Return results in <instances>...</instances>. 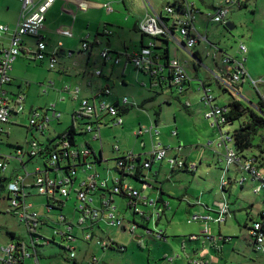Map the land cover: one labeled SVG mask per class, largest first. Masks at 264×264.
Listing matches in <instances>:
<instances>
[{
  "label": "rangeland",
  "instance_id": "1",
  "mask_svg": "<svg viewBox=\"0 0 264 264\" xmlns=\"http://www.w3.org/2000/svg\"><path fill=\"white\" fill-rule=\"evenodd\" d=\"M80 2L83 8L96 9L94 11L95 16L93 17L94 22L92 26L86 27L83 33L79 36L75 34V45H73L74 56L71 59L78 61L81 57H85L87 53L77 52L82 45V40L88 37V40L92 42L98 37L99 41L95 44L93 50V56L91 59L88 77L90 80L97 81V76L94 72L101 67L102 56L101 53L105 48L112 47L117 52L125 42L128 46V53L132 54L138 50L140 32L136 31L132 26L136 20L137 15L145 13L144 0H126V6L122 3L123 0H112L111 2V13L106 14L101 12L102 7L93 5L94 3ZM154 7L159 10L163 9V17L167 18L168 14L165 7L168 3H173L175 0H149ZM194 2L197 6L204 8L203 3L200 0H188ZM209 0H205L207 3ZM247 3V7L237 8L234 6L229 7V13L225 18V23L231 22L234 26L233 29L229 30L224 24H218L211 21L208 14H214V11L208 9L207 13L201 11V15L198 14L196 21L198 32L202 35H208V42L214 44L218 50L228 52L230 55L237 56L239 60L246 58L245 68L248 74L256 81L255 85H252L250 81L245 80L237 85L239 95L236 91L232 93L222 91L214 83L212 86V94L217 97L219 104L228 106V102L232 99L241 101L245 106L252 108L253 110L261 113L256 108L260 101H264V0H244ZM87 3L91 4L87 6ZM193 3V4H194ZM10 4V0H0V14L2 8L5 5ZM103 4V3H101ZM108 15V16H106ZM126 15L132 17L131 21L126 23ZM122 22L124 23L122 25ZM208 24V27L204 25ZM113 33L112 36L105 35L107 32ZM104 33V35H103ZM100 34V35H98ZM72 36V34H70ZM108 37L110 42L108 43ZM77 40V41H76ZM149 38L145 37L147 42ZM108 43V44H107ZM244 44L247 48V53L242 55L239 51L240 44ZM172 50L174 46L171 44ZM206 47L202 53V62L204 65L212 64V55L214 48L208 43H201L197 48ZM173 56V55H172ZM184 56L189 57L186 53ZM24 66H29L28 75L25 78L16 77L13 81L16 85L20 84V92L27 96L25 102V112L19 117H15L5 126L6 133L9 137H4V145L0 146L2 152L7 156L13 154L16 157L15 149L6 146L19 145L28 150L27 140L37 139L42 143L47 142L51 136H55L57 132L67 130L72 124L73 112L78 108V104L72 102L73 96H65L63 102L59 101V94L56 92L59 87L65 84H59L55 81V77L59 76V64L55 70L49 69L47 60L35 61L24 56ZM59 56V63H60ZM117 57V56H115ZM21 57L17 58L14 65L18 63ZM122 58V64L120 66L110 67L113 69V74L107 83L112 91V95L106 100L114 101L119 97L128 98L130 107L129 113L123 115L124 126H113L112 121L105 123L107 119H101L99 122L102 124L101 139L103 143V149L105 155H107L106 165H116L117 154L116 147L121 148V152L126 149L134 150L143 154L150 145L149 137H137L134 136V131H137L140 126L151 127L154 123L155 113L161 114V121L159 126L162 132L166 128L170 127V131L178 132V141H183L182 155H188L189 159L196 161L200 164L199 169L195 174L189 172H180L181 176L174 177L172 184H177L176 187L180 189L188 187L191 192L199 197L202 193L205 194V199L209 200V203L213 201H219L221 199H227L230 203V216L227 218L226 224L221 228L222 234L226 239V242L219 240V250L209 247H203L202 242L192 243L189 240V235L194 229L195 225H189L187 219L190 216L187 213L186 204H178V201L172 200L173 211H169L166 217H163L160 225H157V219L153 217L150 220L143 218L140 214H134L132 210L118 203L120 208V214L123 215V226H111L103 224L101 231L98 235L102 239L107 241H114L118 246H112L108 249H103L97 246L93 241H86L84 232L78 227H75L73 234L78 240L70 243V247L65 245L66 248L59 247L54 244L40 243L38 245L39 257L42 264H195L196 262H208L207 264H264V254L256 253L253 250L252 242L249 237V229L253 222L259 220L260 213L264 211V191L256 194L254 186L255 184L248 182L244 184L242 188L240 185L241 178L245 173L236 165L231 166L228 173H226L227 163L220 161L221 154L224 155L226 148L220 146V133L216 126H213V121L205 118L206 107L202 102L199 104L201 93L203 92L198 88V81H193L192 91L187 97H181L179 91L174 88L171 90L164 89L161 93L157 91H150L143 88L140 83L136 82V73H138L133 66L128 65L125 71L126 83L121 85L123 78V67L125 58ZM95 59V60H94ZM86 62V61H85ZM206 63V64H205ZM80 64V63H79ZM13 65V67H14ZM81 65V64H80ZM107 67V66H106ZM106 67L105 70H106ZM213 67V66H212ZM16 68V67H15ZM14 68V69H15ZM109 69L106 72L109 74ZM210 69V68H209ZM16 70V69H15ZM212 70V69H210ZM22 68H20V72ZM45 73V74H44ZM74 71L72 70L70 75L64 76L68 80L74 79ZM203 74V73H202ZM91 75V76H90ZM203 76V75H202ZM104 80V79H103ZM28 83V85H27ZM54 83V87L51 85ZM67 84L69 82L67 81ZM63 88V87H62ZM75 89V88H73ZM201 93H200V92ZM61 99V97H60ZM191 102L192 109L197 112L193 115L191 109H187L185 105ZM139 103L140 108H137L133 103ZM196 103V104H195ZM57 104L55 110L61 114L59 120L52 119L44 130V134L40 131L32 128L30 131V116L31 112L35 109L39 110V113L44 114L46 109H49L50 116L53 115V107L51 105ZM196 105L198 107L196 108ZM79 109L76 110L78 112ZM161 111H163L161 113ZM188 111V112H187ZM176 116V121L174 117ZM108 118V116H106ZM246 117H242L237 120L233 125L225 126L223 132H234L240 127V124L245 121ZM87 119H77L76 125L77 130L85 127ZM177 122V125H175ZM107 124V125H106ZM84 131V130H83ZM167 133V132H165ZM169 135V133H167ZM7 135V134H6ZM164 134L161 137L163 138ZM95 133H80L76 137V148L81 149L86 147V144H93L98 150L100 142L94 141ZM210 142H212L210 144ZM146 143L147 148L143 149V145ZM154 143H158L157 139H154ZM255 145L261 144L264 147V128L259 130L258 135L254 139ZM231 146V145H229ZM257 154L256 148L252 149L251 154ZM220 155V156H219ZM145 158L144 155H142ZM215 156V157H214ZM211 159L210 168L207 167L205 161ZM26 162V169L21 168V173H35L38 168L44 169L43 163L40 161H29L27 155L24 157ZM17 164V160H13L8 163L7 173L10 174ZM105 164L97 167V170L102 173L103 176L106 174ZM221 165V166H220ZM83 167H77V177L79 180L84 175ZM156 166L154 167L155 171ZM114 174H117L115 168L111 170ZM93 170H88L85 176H89ZM54 176V173H50ZM247 176V175H246ZM225 177L226 180L230 179V183L226 188L227 191L221 190V180ZM240 179V180H239ZM239 180V181H236ZM163 184H170L168 180L161 177ZM131 184L138 188L144 195L145 193L153 190L152 188L146 187L145 185L130 180ZM152 182H154L152 178ZM237 182V183H236ZM71 188V194L69 198L60 196L58 194L57 200L64 202L65 207L62 212L51 211L47 206V198L38 194L37 189L32 190L33 197L29 198V202L35 204V208L38 212L45 208L46 212L51 214L53 221H50V229L44 228L39 229L40 236H44L46 239L53 237L55 229L62 230L64 227L62 224L57 222V219H61L60 215H63L67 222L77 224L80 217L76 214V207L78 203L77 194L75 193L79 188V183ZM70 189V186H68ZM149 189V190H148ZM37 195V196H35ZM120 200V197H117ZM42 203V204H41ZM41 204V205H38ZM212 205H215L213 203ZM211 205V206H212ZM8 203L6 200L0 203V244H6L11 240L10 232H14L17 238L23 240L28 246L31 243L30 234L24 224L20 223L19 219L13 215V213L7 212ZM139 210L145 211L149 214V211L144 206L140 207ZM145 208V209H144ZM187 208V209H186ZM147 217V216H145ZM133 219L135 222H133ZM136 226L135 232H132L130 228ZM213 226V227H212ZM217 224H212L210 229L212 232L218 230ZM161 230L165 232V237L159 238ZM201 239V238H199ZM14 239L13 241H15ZM61 242V239H58ZM75 252L76 258H69L71 250ZM94 260L96 262H94ZM1 264V263H0Z\"/></svg>",
  "mask_w": 264,
  "mask_h": 264
},
{
  "label": "built area",
  "instance_id": "2",
  "mask_svg": "<svg viewBox=\"0 0 264 264\" xmlns=\"http://www.w3.org/2000/svg\"><path fill=\"white\" fill-rule=\"evenodd\" d=\"M56 0H43L42 3L36 4V0H21L22 9L17 25L10 28L7 25L0 24V134L5 133V125L11 122L15 117H19L25 112L24 96H10L5 90L6 86L11 82L10 73L12 65L16 59L22 54L30 56L35 61L47 60L49 69L55 70L59 64L60 51L59 48L54 52H48L47 44L44 41L41 33L46 22V15L49 9L53 6ZM176 4L169 3L165 10L167 14L174 18V28L171 30V38L174 30L178 31L183 39L184 49L192 50L198 42L206 40L201 35L195 26L196 22V7L188 0H175ZM174 3V2H173ZM232 5H241V0H225L222 6L215 8L214 14H209L211 21L224 24L225 18L229 13V7ZM106 9L111 13V4L106 5ZM139 31L150 38V40L141 47L138 51L128 55L129 64L135 67L138 71L150 74L152 77L162 76L167 73V82L176 87L179 93L184 91V87L190 83L191 78L187 73L184 65L177 60L169 61L166 66L161 63L160 58L155 53L156 42L153 40L157 37L166 38L169 34L168 26L165 23L163 14L149 15L143 19L138 26ZM111 34V32H108ZM28 40H30L29 43ZM83 48L88 49V44L84 43ZM239 50L242 54L247 53V48L241 44ZM102 59L105 61L111 60L116 64L120 61L118 58L113 59V55L107 49L101 53ZM216 57V54H214ZM243 61L233 59L225 56L224 64L228 66L227 78L221 79L228 91H236L235 87L241 82L248 80L252 85L257 82L248 74L245 63ZM97 76L101 75L100 70H96ZM199 90L203 92L201 98L202 103L207 108L205 117L213 121L220 133V146L226 148L224 154V161L227 163L226 173L229 172L231 166H238L244 173L241 181V187L245 183L251 182L255 184V193L259 194L264 191V167L260 164V159H256L252 154L247 160H243L242 156L236 150L234 132H223L225 126L228 125L227 113L230 111L229 106H218L215 104V98L210 87L204 85L200 86ZM65 91L70 92L75 99L78 98L79 89L71 90L69 87ZM110 89L100 91L93 99H83L80 104V109L77 112V118L87 117L88 122L85 127L87 133H95L94 140H100L101 123L99 118L101 115L107 114L110 116L113 126L122 127L124 124L121 110L116 105L106 103L104 100L98 101L103 95L110 94ZM98 101V102H97ZM124 103H127V98H124ZM48 112V110L46 111ZM61 117L60 113L53 111L52 118L58 119ZM47 113H39V110H33L30 116V126L35 127L41 133L44 132L46 124L50 122ZM28 150L24 148L17 151V160L26 169L24 164V157L37 158L41 149L37 140H27ZM231 145V146H229ZM117 149V148H116ZM118 150V149H117ZM49 155V156H48ZM47 159L44 169L38 168L37 172L31 173H16L10 183L8 184L5 200L8 203L7 212L13 213L20 223L24 224L31 237V243L28 246L23 240L16 239L6 244H0V263L1 264H41L38 245L42 243L43 238L40 236L39 229H42L45 223V217L33 209L34 205L29 203V197L32 195V190L35 188L39 195L46 196L51 204H47V208L51 209L57 206L58 194L68 198L71 194V188L74 187V181L77 179V167L83 166L85 170H95L97 164L92 161H87L90 156V150L86 147L77 149L75 145H71L68 140L61 139L57 141L54 146H51L46 154ZM9 157L5 155L0 158V169L5 171L7 168L6 160ZM137 157L132 151L127 152L123 157L117 160L116 169L124 175L134 176L138 167L136 166ZM154 163H163L168 165L172 170H184L188 172H196L198 163L189 161L182 157L171 156L167 149H162L160 146L154 148L151 159L144 164V168L150 169ZM53 172L54 176L50 173ZM247 175V176H246ZM100 174L95 171L93 174L86 176V179L80 183V189L76 190L77 194V209L80 214V219L77 226L81 230H87L90 226L91 219L96 220L101 212L100 209L92 204V195L100 188H107V181L100 179ZM240 180V179H239ZM236 180V181H239ZM231 181V180H230ZM229 179L222 178L220 186L221 190L231 183ZM118 182V183H117ZM111 188V192L117 195L128 197L131 201L132 208L137 213H140L136 208V199L141 198L139 191L123 184L119 179ZM237 183V182H236ZM70 186V189L68 188ZM61 202V201H60ZM53 203V204H52ZM111 206L110 203H104V207ZM214 214L204 217L193 216L191 221L199 219L204 220L205 228L202 233L203 237L212 240L210 235L209 224L225 223L230 216V203L224 199L223 201L215 202ZM49 209V210H50ZM103 211V210H102ZM161 211V210H160ZM158 211L157 216L160 217L161 212ZM109 223L114 226H122V220L114 213L108 215ZM65 223L67 230L72 231L73 228L67 224L66 219H60ZM134 229V227H133ZM249 236L252 239V247L256 253L264 254V211L260 214L259 220L253 222L249 228ZM73 241L74 237L68 236ZM200 237L192 235L189 237L190 241H197ZM85 240H92L91 235H85ZM108 246V243L103 242L102 246ZM71 250V249H70ZM69 258H76V254L71 250ZM195 264H207L203 262H196Z\"/></svg>",
  "mask_w": 264,
  "mask_h": 264
},
{
  "label": "crops",
  "instance_id": "3",
  "mask_svg": "<svg viewBox=\"0 0 264 264\" xmlns=\"http://www.w3.org/2000/svg\"><path fill=\"white\" fill-rule=\"evenodd\" d=\"M86 1L94 3L93 5L102 7L101 12H105L106 14H110L106 9V5L111 4L112 0H86ZM200 1L204 5L203 9L200 6H197L193 2L195 7H196V11H197L196 12V21L198 18L197 17L198 14L201 15V11L202 12L206 11L205 13H207L208 9H210V10L212 9L213 11H215V8L217 9L218 7L222 6V4L224 3L225 0H209L207 3L205 2V0H200ZM42 2H43V0H36V4H40ZM80 2H85V1H83V0H56L46 15V22L44 25V29L41 33L44 41L47 44L48 52H54L59 48L60 52L65 53L64 55H61V57H60L59 70H58L59 76L55 77V81L58 82V85L59 84H65V86L64 85L62 86L63 88L59 87V89H57V91H56L59 94V101L58 102H63L65 100L64 95H68L69 97L73 96L70 92L65 91L67 87H69L71 90H74L73 88L80 90V92L78 94V99L77 100L75 98L72 99L73 103L78 104L77 105L78 108H76L74 110L73 114L77 113L76 112L77 109H80V101L81 100L93 99V98H95V96L100 91L105 90V89H110L109 84L107 83V80H109L111 78V76L113 74V69L110 70L109 68L115 67V66H120L122 64V58L121 57L125 58V63H124L123 71H122L123 72V78H122L121 85H123V84L125 85L126 78H125L124 74H125V71L127 70V67H128L127 57L129 55L128 46L125 42V39H124L123 46L120 48V51L124 50L122 52H117L118 50H116V49H118V48L114 49V48L108 46V48H105V49H107L109 52H111V54L113 55L112 58L113 59L118 58L120 61L116 64L114 61H111V60L105 61L104 59H102L103 67L98 69L101 71V75L97 76L95 74V72H96L95 71L94 74L97 76L96 78L98 80L95 82L93 81V79L90 80V77H88L87 74H89L88 72L91 70L90 68H93L95 66L94 65L93 67H90L89 65L91 63V59H92V56L94 53L93 52V50L95 49L94 46L99 41L98 37H96L95 40H93L92 42H90L88 40V37H86L82 40L81 48L77 52L84 53V54L87 53V55L85 57L78 58L79 63L81 65L78 63V61H75V59H71L75 54L74 53L75 48H73V45H75L74 41L76 39L75 34H77L79 36L81 33H83V31L85 30L86 27L91 28V26H92L91 23L94 22V19H93V17L95 16L94 11H96V9H90V7L83 8L80 5L81 4ZM101 3H103V4H101ZM122 3L125 4L126 0H123ZM89 5H91V4L87 3V6H89ZM125 6H126V4H125ZM144 6H145V13L142 15L141 14L137 15L135 17L136 20L134 21V23L132 25V26H134L133 28L136 31H139V29H138L139 23H141L143 21V19H145V17H147L149 15H154V14H159V15H161V13L163 14V9L162 10L157 9L156 7L153 6V4L149 0H144ZM232 6L241 9V8H244L245 6L247 7V3H245L244 0H241V5H232ZM21 9H22L21 0H10V4L5 5L2 8V12L0 14V24H5V25L9 26L10 28H14L18 23L20 13H21ZM106 16H108V15H106ZM126 16L127 17L125 18V21H126V23L129 24L132 17L135 15H132L131 17L129 15H126ZM163 18L165 19V23L168 26V30H169V34H170L166 38H164V39L168 40V51H169L168 57H169V60L170 61L171 60H177L182 65H184L187 73L189 74V76L191 78L190 83L184 87V91L182 93H179V95L181 97H187L192 91H194V90H192L193 89V86H192L193 81H198V83H199L198 88L200 86L204 85L206 87H210L212 90V86L215 83L217 85V87L219 89H221L222 91L226 90V86L222 83V80H221V79H226L228 77L227 76L228 66L226 64H224V58H225V56H229V57H232L233 59L239 60L238 57L234 56V55H230V54H228V52L224 53L223 50H221V49L218 50L214 46V44H211L210 42H208V35H203L204 38L206 37V40H201L200 42H198L192 50L184 49V46H183L184 41H183V39L180 36L178 31H176V36L174 38L170 37L171 36V30L170 29L174 28V18L169 16V15L167 18H165V17H163ZM227 23H230V25L234 28V26L231 22H227ZM123 24L124 23L122 22V25ZM195 26L197 29L196 22H195ZM204 26L207 29L208 24H206ZM197 31H198V29H197ZM70 34H72V36H70ZM140 34H141L140 39H138L139 40L138 50L146 42L145 37H143L141 32H140ZM98 35H100V34H98ZM103 35H104V33H103ZM86 40L88 41V44H89L88 50H85L83 48V41H86ZM29 41L30 40H28V42ZM109 42H110V37H108V43ZM203 42L210 44V46H212L214 48L211 65H207L205 63L206 64V66H205L204 63L202 62V58H203L202 53H203V51H205L206 47H204L203 50H202V48H197V46L201 45V43H203ZM29 43H31V42H29ZM99 43H100V41H99ZM171 44L175 48L174 51L172 50V47L170 46ZM160 53L162 54L161 51H160ZM184 53H186L189 57L186 58L184 56ZM196 53L198 54V56H196ZM214 54H216V57H214ZM115 56H117V57H115ZM23 58H25V57L22 56L19 59L20 61L18 63H16L15 65L13 64L14 67L12 66V71L10 74H11L13 80L16 79V77H19L21 79V77L25 78V76L28 75L29 66L28 65L24 66ZM240 61H243V60H240ZM163 62L164 61L161 60V63H163ZM104 67H106V70L109 69V72H110L109 74L106 72ZM20 68H22L21 72H20ZM209 68L212 70H210ZM72 70L74 71L73 74H74L75 78L72 80L66 79L64 76L70 75ZM136 71L138 72V73H136V82H141L140 85L147 90L157 91V92L161 93L164 89H169V87H171V90L176 88L174 86H171L167 82V80H168V79H166L167 73H163L161 77L160 76L152 77L150 74H147V73H144V72H141L138 70H136ZM67 81L69 82L70 85L67 84ZM27 85H28V83H27ZM51 85L54 87L55 84L51 83ZM20 86H21L20 84L16 85L15 82L12 81V84L10 86H8L6 89L13 94L25 95L24 93L20 92L21 90H18L20 88ZM110 91H111V89H110ZM238 91L239 90L237 88L236 92L239 95H241ZM228 92H230V91H228ZM111 95H112V91L110 94L103 95L98 101L104 100L106 103H109L111 105H116L121 110L122 116L129 113L130 107H132V106L130 105L128 98H127V103H124V98H126V97L121 98V99H119V97H118L114 101L106 100V98L110 97ZM25 97L27 99L26 95H25ZM60 97H61V99H60ZM201 98H202V93H201V97H200V101H199L200 105H201L200 102H202ZM214 98H215V104L216 105L225 106L224 104H219L218 102L216 103V101H217L216 95L214 96ZM233 101H239V100L232 99L230 102L227 103L228 106ZM133 105L136 106L137 108L141 109L139 106L140 105L139 103L135 102V103H133ZM56 106H57V104L51 105V107H53L54 109L56 108ZM185 106L187 109H189V108L191 109V111H189V112H191L193 115H195L197 112H199L198 110H197V112H194L192 110L195 107H193L191 102H189V101H188L187 105H185ZM197 107H198V105H196V108ZM256 109L258 110V107ZM162 112L163 111H161V113ZM106 116H108V118ZM101 119H107L105 123H110V121H111L110 116L107 114L101 115L99 120H101ZM174 120L176 121V116L174 117ZM160 121H161V114L155 113L154 123H152L151 127L140 126V128L137 131H134V133H133L134 136H137V137H146L147 136L150 138V145H149L148 149L143 152V154H140V152L137 153L134 150H130V149H126V150H124V152H121V148H119V147H116L118 150L117 149L115 150L119 153V154H117V159L115 160L116 164H117V160L119 158L123 157L127 152L132 151L134 153V155L137 157L136 166L139 167L140 176H141L140 178L142 181L134 179L133 176L118 173L117 169H116V165L114 166L111 164H108V165L105 164V162H107L109 159H107V157H106L107 155H105V153H104L102 139L96 140V141L100 142L98 150L95 148V146L93 144H91V143H89L88 145L86 144L87 149L90 150V156H89L90 160H87V161H90V162L94 161L97 164V167L101 166L102 164H105L104 165V167L106 168L105 176H103L102 173L97 170V167H95V170H93V171L94 172L97 171L100 174V177H101L100 179L106 180L107 185H108L107 188H100V189L96 190L94 192V195L91 196L93 198L92 204L101 210L100 217L97 219V224L95 226L96 234L98 233V230H100L102 228L103 224L107 223V225L109 224V225L113 226L112 224L109 223V219H108V215L110 213H114L118 218L123 219L122 218L123 215L120 214V208L118 207L119 202H120V205L125 206L128 209L132 210L134 214L136 212L135 209L132 208V206L130 204L132 200H130L126 196L113 194L111 192V188L115 184L118 183L117 182L118 179L123 184L128 185L129 187L139 191L141 198L136 199V202H137L136 208L140 210L141 209L140 207L144 206L147 209V211H149V214H146L144 210L138 214H140L143 218L145 216H147L146 217L147 220H150V218L154 216V218L157 219V225H160L162 218L166 217V215L169 214L168 213L169 211H171V212L173 211V207H172L173 205L171 202L172 200L178 201V204H186L187 208H188V209L186 208L188 214L191 213L192 211H190V210L193 209V213L189 214L190 216L187 219V223L189 225H195L194 226L195 230H192L189 237H191L192 235H199V236L202 235L204 228H205L204 220L199 219V220L190 222L189 221L190 218L195 216V215L201 216V217H204L207 215H213L214 214V209H213L214 205H212V204L215 202H219V201L224 200V199H221L219 201H213L212 203H209V200L205 199V194H206L205 192L203 194L201 193L198 197L195 194V192H191L188 189V187H185L182 189H180V187H176L177 184H172V181L174 180V177L181 176L179 173L182 171L172 170L168 165L154 163V164H152L150 169L144 168V164L148 160L151 159L152 152H153L154 148L157 146H160V148H162V149H167L168 154L171 156L182 157V158H185L189 161H192L189 159L188 155H185V156L182 155V153H183L182 150L184 148L183 147V141L177 140L178 139V132L177 131H174V132L170 131V127L166 128L165 131L162 132L161 127L159 126ZM72 124H73V120H72ZM175 125H177V122ZM212 125H213V123H212ZM123 126H124V124H123ZM65 131L66 130L61 131V132H57V134L55 136H51L49 139H55L57 136L63 134ZM101 131H102V127H100V136H101ZM165 132L169 133V135ZM163 134H164V136H163L164 140H161V137ZM154 139H157L158 143H154ZM211 143L212 142H210V144ZM146 148H147L146 143H144L143 149H146ZM142 155H144L145 158H143ZM223 159H224V155L221 154L219 162L223 161ZM205 163H207L208 168L211 167L210 166L211 159L205 161ZM200 164H202L201 160H200ZM200 164L198 163V169H199ZM155 166H156V168L154 171ZM114 168H115V171L117 172V174H114L111 171ZM82 169L84 172L83 177L81 178V180H79V178L77 177V179L74 181V185L79 183V188H77V189H80V183L86 179L85 175H86V172L88 170H85L84 167ZM94 172H92L91 174H93ZM161 177L164 178L165 180H168V182L170 184H168V185L163 184L161 181ZM152 178H153L154 182H152ZM130 180H135V181L145 185L146 187H149V189L152 188L153 190H150V192L145 193V195H144L138 188H136L135 186H133L131 184ZM174 181H176V180H174ZM143 182H145V183H143ZM231 183H232V181H231ZM243 187H244V185H243ZM226 190H227V188H226ZM31 197H33V194L29 198H31ZM117 197H120L121 199L118 200ZM161 198H162V201L160 200ZM29 203H31V202H29ZM60 203L61 202L58 200L57 206H60ZM104 203H110L111 206L109 205L107 207H104L103 206ZM32 204L34 205L33 209L36 210L35 204L34 203H32ZM41 204H38V205H41ZM64 207H65V205H64ZM52 210L53 209L51 208L49 210V212H51ZM158 211L161 212L160 217L157 216ZM49 212H46L45 208H42V211L39 213L45 217V222L50 224V221L52 220V217H51L52 215L49 214ZM259 213L261 214L262 212H259ZM133 222H135L134 219H133ZM226 222L224 224H226ZM224 224H221V225L219 224L218 225L219 228L216 232L210 231V235H211V237H213L212 240L207 239L206 241H204L205 238L203 236H200L201 237L200 240L190 241V242L197 243L200 241L203 243V247H209L210 250L212 248H216L217 250H219V245L217 242L218 238H219V240H222L223 242H225L223 239L220 238V237H224V235L222 234V231H221V228ZM131 228H130V230H131ZM163 236H164V238H166L165 232L163 230H161V234L159 235V238H163ZM12 240H14V238H11V240H9V242ZM40 262H41V260H40ZM205 263H207V262H205ZM211 263L214 264L213 261Z\"/></svg>",
  "mask_w": 264,
  "mask_h": 264
},
{
  "label": "trees",
  "instance_id": "4",
  "mask_svg": "<svg viewBox=\"0 0 264 264\" xmlns=\"http://www.w3.org/2000/svg\"><path fill=\"white\" fill-rule=\"evenodd\" d=\"M172 4H176V1H174V3H172ZM171 30H173V28ZM105 35L111 36L112 33L111 34H108V32H107ZM143 37H147V36L143 35ZM147 38H149V37H147ZM149 40H150V38H149ZM153 40L156 42V46H155V53H156V55L160 58V60H163L164 61L163 64L167 66L169 64V61H170L169 60V57H168V53H169V51H168V40L167 39H164L163 37H157V38H154ZM147 42H145L142 45V47ZM84 43H87L88 44V41L87 40L86 41H83V44ZM88 48H89V44H88ZM160 51L162 52L163 55L160 53ZM242 55H245V54H242ZM22 56H27V57H29V59H31L30 56L26 55L25 53H22L19 57H22ZM196 56H198L197 53H196ZM31 60H33V59H31ZM127 63H128V65H130L129 64L128 57H127ZM10 76H11V74H10ZM12 81H13V78L11 76V82L8 84V86H10L12 84ZM8 86H6V88ZM235 87L237 88V85ZM6 88H5V90L7 91V93L10 96L15 97V96H18V95H23V94H13V93L9 92ZM224 91L225 92H228L227 90H224ZM230 92L232 93V91H230ZM23 96H24V103L23 104L25 105L26 97H25V95H23ZM81 101H80V104H81ZM229 109H230V111L226 115V117L228 119V125L231 124V123L234 124L237 120H240L244 116L246 117L245 121H243L240 124V127L237 130L234 131L236 150L242 156L243 160H247L249 158V156H251L249 154L250 151L252 152V149L256 148L257 151H258V153L257 154L255 153V154H252V155L256 159H260L261 160L260 161V163H261L260 165L264 167V147H262L261 144L255 145V143H254V139L258 135L259 130L261 128H264V101L263 100L260 101L259 102V105H258V109L260 110L261 113H258L257 111L253 110L252 108H249L248 106H245L241 101H233V102H231L229 104ZM47 110H48V112H46ZM47 110L44 112V114L47 113V115L50 118V120L55 119V118H52V116H50L49 109H47ZM52 110L53 111H56L55 109H52ZM60 118H58L57 120H59ZM77 119H88V118L87 117H84V116L81 117V118H77V113H74L73 116H72L73 124L71 126H69L67 128V130L63 134L57 136L55 139H48L47 142H45V143H42L39 140L34 139V140H37L39 142V145H40L41 149H43V150L40 151V153H39V155H38L37 158H30L29 161L30 162L31 161H39V162L41 161L43 163V165H45V162H46L45 159H47V157L49 156V155L46 156L48 149L51 146H54L55 143L57 141H60L61 139L68 140L71 145H75L76 146V137L80 133L82 134V132H84L85 134L87 133L86 131H83V130L86 129V127H83L82 129L77 130V127H78V126H76ZM86 125L87 124H85L84 126H86ZM46 127H47V124H46ZM46 127H45V129H46ZM32 128L36 129L35 127H30L29 128L30 131H31ZM42 134H44V132ZM4 137H9V134L6 133V132L5 133L3 132V133L0 134V146L4 145V141H3V138ZM6 146L15 149L16 157H18L17 156V151L23 148L22 146H19V145H9V144H6ZM3 155H5L6 157H9L6 160L7 165L11 161L17 160V158L13 154H11L10 156H7L6 154H4L2 152V149L0 148V158H2ZM87 159L90 160L89 157ZM223 161H224V159H223ZM24 164L26 165V162L25 161H24ZM159 164H163V163H159ZM7 168H8V166H7ZM7 168L5 169V171H2L0 169V203H1V201L5 200V197H6L5 190L7 189L8 184L10 183V181L12 180V178L14 177V175L16 173H20V170L22 168V165H20V163L17 160V164H16L15 168L13 169V171L9 175L6 174L7 173ZM179 171L188 172V171H184V170H179ZM118 173H120V172H118ZM189 173L195 174L196 172H189ZM133 177L136 180L142 181L141 178H140L141 176H140L139 167L137 169L136 174ZM229 181H230V179H229ZM143 183H145V182H143ZM223 191H227V190L224 189ZM35 196H37V195H35ZM41 196H43V195H41ZM160 200L162 201V198ZM47 204L48 205L51 204V202H50V200L48 198H47ZM64 205H65L64 202H61L60 203V206H53L52 207V209H53L52 211L62 212L63 209H64ZM76 214H78L80 216L77 207H76ZM135 214H138V213L135 212ZM60 216L61 217H64L63 215H60ZM99 217H100V214H99ZM144 218L146 219V217H144ZM97 219L96 220L91 219V221L89 223L90 224L89 228L87 230H84V231L82 230L84 232V235H87V234H90L91 235L92 240H89V242L90 241L95 242L97 246L102 247L104 250L105 249H108L109 247H112V246H117L119 248V246L114 241H112V240H110V241L104 240V239L101 238V236L98 235V233L96 234L95 226L97 224ZM51 221H53V219ZM56 221L59 222L60 224H62L64 227H66L65 223L62 222L60 219H57ZM66 222H67V219H66ZM67 224H70L72 226V228H73L72 231H68L66 228H63V227H62V230L55 229L54 234H53V237L51 239H46V238H44V236L42 237L43 240H44V241H42V243H45V244L50 243V244H54V245H57V246L62 247V248H66L65 245H68L67 247H70L69 246L70 243L72 244L73 242H75L76 240H78L77 237L73 234V231L75 230V227L77 226L78 223L75 225L73 223L71 224V223L67 222ZM222 224H224V223H222ZM211 225H212V223L209 224V228H210ZM217 225H219V224H217ZM122 226H123V221H122ZM122 226H118V227H122ZM133 227H134V229H133ZM133 227L131 228V231L132 232H135L136 226L133 225ZM44 228H49L50 229V224L47 223V222H45L44 225H43V227H42V229H44ZM99 231H101V229L98 230V232ZM210 231H211V229H210ZM9 235L11 236V238L18 239L17 236H16V234L14 232H10ZM68 236H71V238L74 237V240L71 241L68 238ZM200 236H203V235H200ZM220 238L223 239L226 242V239H227L226 237H220ZM58 239H61L62 241L59 242ZM198 240H200V239H198ZM206 240L207 239H204V241H206ZM103 242L108 243V246L107 245L102 246V243ZM251 242H252V239H251ZM70 249L72 250L73 248H70ZM94 262H96V261L94 260Z\"/></svg>",
  "mask_w": 264,
  "mask_h": 264
},
{
  "label": "water",
  "instance_id": "5",
  "mask_svg": "<svg viewBox=\"0 0 264 264\" xmlns=\"http://www.w3.org/2000/svg\"><path fill=\"white\" fill-rule=\"evenodd\" d=\"M225 26L227 27V29L231 30L233 29V27L230 25V23H225ZM176 31L174 30L173 35L175 36ZM64 52H60V55H64Z\"/></svg>",
  "mask_w": 264,
  "mask_h": 264
},
{
  "label": "flooded vegetation",
  "instance_id": "6",
  "mask_svg": "<svg viewBox=\"0 0 264 264\" xmlns=\"http://www.w3.org/2000/svg\"><path fill=\"white\" fill-rule=\"evenodd\" d=\"M258 111H260V110L258 109Z\"/></svg>",
  "mask_w": 264,
  "mask_h": 264
}]
</instances>
